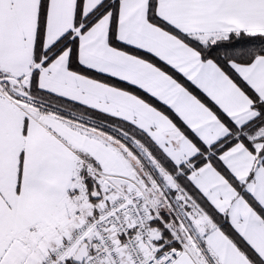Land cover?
Returning a JSON list of instances; mask_svg holds the SVG:
<instances>
[{"label": "snow or ice", "instance_id": "obj_1", "mask_svg": "<svg viewBox=\"0 0 264 264\" xmlns=\"http://www.w3.org/2000/svg\"><path fill=\"white\" fill-rule=\"evenodd\" d=\"M0 264H264V0H0Z\"/></svg>", "mask_w": 264, "mask_h": 264}]
</instances>
